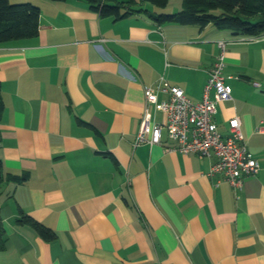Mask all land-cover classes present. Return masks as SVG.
<instances>
[{
    "label": "crops",
    "instance_id": "1",
    "mask_svg": "<svg viewBox=\"0 0 264 264\" xmlns=\"http://www.w3.org/2000/svg\"><path fill=\"white\" fill-rule=\"evenodd\" d=\"M10 1L40 14L35 36L0 43V264H264V34ZM220 39L232 92L214 120L225 133L237 115L259 163L241 186L207 174L214 155L167 150L166 129L161 143L134 142L144 87L164 77L200 101ZM19 209L57 237L17 222Z\"/></svg>",
    "mask_w": 264,
    "mask_h": 264
},
{
    "label": "built area",
    "instance_id": "2",
    "mask_svg": "<svg viewBox=\"0 0 264 264\" xmlns=\"http://www.w3.org/2000/svg\"><path fill=\"white\" fill-rule=\"evenodd\" d=\"M249 36L256 39L260 35ZM217 44L220 53L209 69V77L200 101L191 100L181 87L171 85L164 77L156 85L144 87L146 103L134 142L161 143L162 130L166 129L168 137L174 141V144L165 147L167 150L214 155L215 160L207 174L221 173L233 186H241L244 176L256 172L259 163L247 148L241 120L237 115L228 119L225 133L219 130L214 120L217 104L230 99L232 92V87L223 74L226 41L220 39ZM159 90L166 91L169 97L159 101ZM211 90L214 92L213 96H210ZM152 103H156L163 111L165 118L162 122L154 119L150 109ZM263 128L260 125L256 129L262 131Z\"/></svg>",
    "mask_w": 264,
    "mask_h": 264
},
{
    "label": "trees",
    "instance_id": "3",
    "mask_svg": "<svg viewBox=\"0 0 264 264\" xmlns=\"http://www.w3.org/2000/svg\"><path fill=\"white\" fill-rule=\"evenodd\" d=\"M86 1L99 15L112 16L115 19L143 12L158 23L172 21L184 25L195 24L200 28L213 24L218 28H228L236 34L261 35L264 33V0H182L181 7L172 12H154L141 5L148 2L163 8L169 0ZM39 14V6L32 2L0 0V43L35 36L39 31ZM3 107L0 91V115ZM2 178L0 160V181ZM16 221L30 224L45 240L57 237L54 230L35 220L22 209H19Z\"/></svg>",
    "mask_w": 264,
    "mask_h": 264
},
{
    "label": "rangeland",
    "instance_id": "4",
    "mask_svg": "<svg viewBox=\"0 0 264 264\" xmlns=\"http://www.w3.org/2000/svg\"><path fill=\"white\" fill-rule=\"evenodd\" d=\"M181 2L182 0H169V9L175 10V8H177Z\"/></svg>",
    "mask_w": 264,
    "mask_h": 264
}]
</instances>
